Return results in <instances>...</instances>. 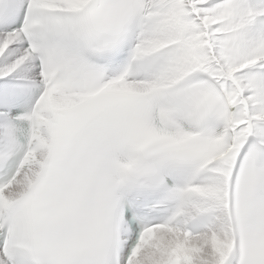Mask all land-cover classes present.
<instances>
[{
	"label": "snow or ice",
	"instance_id": "1",
	"mask_svg": "<svg viewBox=\"0 0 264 264\" xmlns=\"http://www.w3.org/2000/svg\"><path fill=\"white\" fill-rule=\"evenodd\" d=\"M0 264H264V0H0Z\"/></svg>",
	"mask_w": 264,
	"mask_h": 264
}]
</instances>
